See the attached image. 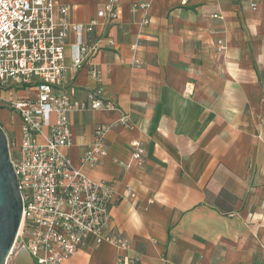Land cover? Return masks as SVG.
Here are the masks:
<instances>
[{
	"label": "crops",
	"instance_id": "obj_1",
	"mask_svg": "<svg viewBox=\"0 0 264 264\" xmlns=\"http://www.w3.org/2000/svg\"><path fill=\"white\" fill-rule=\"evenodd\" d=\"M138 1L99 20L100 83L88 67L66 83L77 100L101 86L117 105L72 114L64 153L113 186L106 233L121 242L90 237L64 264H264V0H150L148 10ZM106 2L58 0L83 24ZM124 114L131 128L119 125ZM0 123L20 140L16 114L0 111ZM98 125L113 126L108 155L82 166ZM133 140L145 147L140 160Z\"/></svg>",
	"mask_w": 264,
	"mask_h": 264
},
{
	"label": "built area",
	"instance_id": "obj_2",
	"mask_svg": "<svg viewBox=\"0 0 264 264\" xmlns=\"http://www.w3.org/2000/svg\"><path fill=\"white\" fill-rule=\"evenodd\" d=\"M150 4V0H139L133 8L148 10ZM70 13L71 7L58 0H0V98L21 120L20 142H10L23 199L16 243L27 249L35 264H64L86 247L90 237L96 245L121 242L106 233L115 199L113 186L91 180L64 153L73 145L72 114L117 109L105 99L101 86L77 100L66 83L70 72L73 81L87 67L91 80L100 83L99 69L93 63L99 46L93 35L100 19L114 22L120 18L121 0H107L86 24L72 22ZM71 34L75 38L68 65ZM137 48L134 44L133 49ZM19 89L29 91L30 96L13 100L1 95ZM119 125L131 128L130 116L124 114ZM112 127H96L82 166L97 165L107 157L105 137ZM130 147L140 160L145 153L141 141H131Z\"/></svg>",
	"mask_w": 264,
	"mask_h": 264
},
{
	"label": "water",
	"instance_id": "obj_3",
	"mask_svg": "<svg viewBox=\"0 0 264 264\" xmlns=\"http://www.w3.org/2000/svg\"><path fill=\"white\" fill-rule=\"evenodd\" d=\"M23 216V199L11 158L9 137L0 123V264L12 255ZM14 264H35L25 247L20 248Z\"/></svg>",
	"mask_w": 264,
	"mask_h": 264
},
{
	"label": "rangeland",
	"instance_id": "obj_4",
	"mask_svg": "<svg viewBox=\"0 0 264 264\" xmlns=\"http://www.w3.org/2000/svg\"><path fill=\"white\" fill-rule=\"evenodd\" d=\"M17 92H21V94L24 95V97L27 96V90L25 89H19ZM1 95L5 98V99H16V93L12 92V91H4L3 93H1ZM5 110L6 112L10 113V115L14 116L15 113L12 111V109L9 106V103L7 101H4L0 98V111ZM8 137H9V141L13 144L16 145V143H19L20 140L18 139V137H16L13 133L11 132H6ZM21 247L20 243H16L13 253L12 255L9 257L7 264H14L15 263V257H16V253L18 251V249Z\"/></svg>",
	"mask_w": 264,
	"mask_h": 264
},
{
	"label": "bare ground",
	"instance_id": "obj_5",
	"mask_svg": "<svg viewBox=\"0 0 264 264\" xmlns=\"http://www.w3.org/2000/svg\"><path fill=\"white\" fill-rule=\"evenodd\" d=\"M23 264H30L28 261H24Z\"/></svg>",
	"mask_w": 264,
	"mask_h": 264
}]
</instances>
